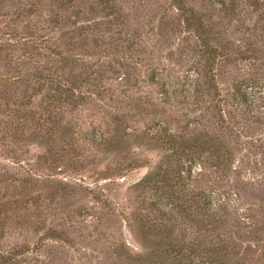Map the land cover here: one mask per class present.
Returning <instances> with one entry per match:
<instances>
[{
    "label": "rangeland",
    "instance_id": "374dc122",
    "mask_svg": "<svg viewBox=\"0 0 264 264\" xmlns=\"http://www.w3.org/2000/svg\"><path fill=\"white\" fill-rule=\"evenodd\" d=\"M182 1L0 0V264H264V0Z\"/></svg>",
    "mask_w": 264,
    "mask_h": 264
},
{
    "label": "trees",
    "instance_id": "16d2710c",
    "mask_svg": "<svg viewBox=\"0 0 264 264\" xmlns=\"http://www.w3.org/2000/svg\"><path fill=\"white\" fill-rule=\"evenodd\" d=\"M175 4H176L178 10L185 16L186 20H188V21L193 20V15L190 13V10L185 7L182 0H175ZM106 176H109V175L106 173ZM137 184H136V186H137ZM138 186H139V184H138ZM200 259H204V260L207 259L208 261L210 260L208 256L200 257Z\"/></svg>",
    "mask_w": 264,
    "mask_h": 264
}]
</instances>
